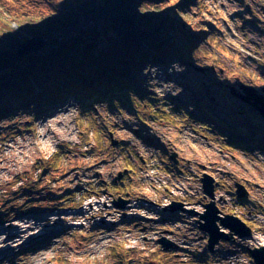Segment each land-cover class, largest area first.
Instances as JSON below:
<instances>
[{"label":"rangeland","instance_id":"374dc122","mask_svg":"<svg viewBox=\"0 0 264 264\" xmlns=\"http://www.w3.org/2000/svg\"><path fill=\"white\" fill-rule=\"evenodd\" d=\"M162 5L187 29L180 44L195 45L140 68L133 102L27 97L0 119V264H254L247 248L264 243V118L237 95L242 84L264 87V0ZM1 7L12 11V0ZM203 173L218 208L252 225L251 238L209 252L198 216L171 210H204ZM118 197L124 208L112 204ZM47 216L52 230L20 232ZM162 236L176 248L163 250Z\"/></svg>","mask_w":264,"mask_h":264},{"label":"trees","instance_id":"16d2710c","mask_svg":"<svg viewBox=\"0 0 264 264\" xmlns=\"http://www.w3.org/2000/svg\"><path fill=\"white\" fill-rule=\"evenodd\" d=\"M12 3V11L0 8V119L17 104L27 105V97L38 103L71 93L87 101L113 97L133 102L140 68L182 57L183 49L191 53L195 45L192 38L180 44L187 29L176 28L163 10L169 0ZM33 36L44 37L42 48L15 57L21 43Z\"/></svg>","mask_w":264,"mask_h":264},{"label":"water","instance_id":"95a60500","mask_svg":"<svg viewBox=\"0 0 264 264\" xmlns=\"http://www.w3.org/2000/svg\"><path fill=\"white\" fill-rule=\"evenodd\" d=\"M44 43L45 39L43 36L30 37L21 43L15 53V57L28 52L37 53ZM201 70H203V68H201ZM239 88L241 90V93L237 95L239 100L255 109L258 114L264 118V87L258 91L251 85L242 84ZM233 93L234 90L232 89V94ZM112 142L116 144L115 140ZM170 159L176 162L175 153L170 156ZM200 181L204 195L209 198V201L203 204L204 210L196 211L186 208L181 202H173L170 205L171 210H181L191 216H198L196 221L199 229L207 235L206 246L209 252H214L215 247L221 241H231L237 237L241 239L249 237L252 234V230L245 221L233 214H221V210L218 208L215 201L214 178L207 173H203ZM235 188V194L238 198L242 199L248 197V190L243 184L236 183ZM127 202L128 200L118 197L112 201V204L116 208H124ZM225 229L228 230V232H226ZM157 242L163 250H168L172 247L176 248L175 243L164 236L158 238ZM247 250L254 264H264V246L248 247Z\"/></svg>","mask_w":264,"mask_h":264},{"label":"bare ground","instance_id":"6f19581e","mask_svg":"<svg viewBox=\"0 0 264 264\" xmlns=\"http://www.w3.org/2000/svg\"><path fill=\"white\" fill-rule=\"evenodd\" d=\"M52 214V213H51ZM54 214V213H53ZM56 216V215H55ZM54 218V220H53ZM28 222V221H27ZM56 223V220H55V217H52V216H47L45 217L44 219H42L39 224H32L31 226H29V224H26L24 225V227H22V230L20 232H22L23 230H25L24 228L26 226H28V228L30 229L29 230V233L24 236L26 238H33V237H38L40 234H43V233H46L48 232L49 230H52V226ZM17 229V227L15 228ZM18 231V230H17ZM23 237V238H24ZM6 239H11V236L10 235H7L6 236ZM23 243L25 242V238L22 240ZM6 240L5 239H0V247L1 246H5L6 245ZM5 248V247H4ZM7 248V247H6ZM3 252V249H0V253Z\"/></svg>","mask_w":264,"mask_h":264},{"label":"built area","instance_id":"2783aa9c","mask_svg":"<svg viewBox=\"0 0 264 264\" xmlns=\"http://www.w3.org/2000/svg\"><path fill=\"white\" fill-rule=\"evenodd\" d=\"M137 213H138V212L133 211V212H131V214H129L128 216H132V217H133L134 215H137ZM250 227H251L252 234H253V231H255V229L252 227V225H250ZM252 234H251L249 237H246V238H244V239H249V238H251ZM261 245H264V243H262Z\"/></svg>","mask_w":264,"mask_h":264},{"label":"flooded vegetation","instance_id":"af4514ba","mask_svg":"<svg viewBox=\"0 0 264 264\" xmlns=\"http://www.w3.org/2000/svg\"><path fill=\"white\" fill-rule=\"evenodd\" d=\"M120 198H121V197H120ZM123 199H125V198H123ZM145 228L147 229V227H146V226H145ZM145 228H144V229H145ZM156 230H157V229H156ZM156 230H155V229H153V230H152V232H154V231H156ZM163 231H165V230H163ZM160 232H161V231H160Z\"/></svg>","mask_w":264,"mask_h":264}]
</instances>
